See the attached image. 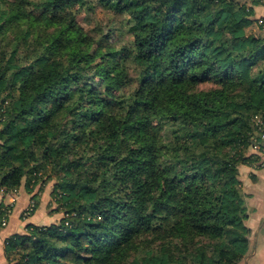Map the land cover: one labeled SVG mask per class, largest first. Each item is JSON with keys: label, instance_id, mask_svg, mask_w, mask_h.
<instances>
[{"label": "trees", "instance_id": "obj_1", "mask_svg": "<svg viewBox=\"0 0 264 264\" xmlns=\"http://www.w3.org/2000/svg\"><path fill=\"white\" fill-rule=\"evenodd\" d=\"M78 1L126 14L130 44L90 34ZM259 1L0 0V189L25 185L33 215L34 187L56 175L65 212L46 224L22 212L9 264L246 256L239 170L262 159L264 34L247 31ZM206 80L214 86L196 88Z\"/></svg>", "mask_w": 264, "mask_h": 264}, {"label": "crops", "instance_id": "obj_2", "mask_svg": "<svg viewBox=\"0 0 264 264\" xmlns=\"http://www.w3.org/2000/svg\"><path fill=\"white\" fill-rule=\"evenodd\" d=\"M254 8L255 18H264V0H260L258 4L254 5ZM261 156L260 167L253 164H242L239 170V178L242 182L245 204L249 214L246 222L251 229V234L249 251L238 264H264V152ZM31 196L23 186L19 188L16 194H5L0 189V203L12 205L9 223L0 229V264H8L5 255L6 239L14 233L25 232L26 223L21 214ZM47 214L50 216L47 218L44 216L43 222L40 224H46L45 221L49 218L53 219L51 214Z\"/></svg>", "mask_w": 264, "mask_h": 264}, {"label": "rangeland", "instance_id": "obj_3", "mask_svg": "<svg viewBox=\"0 0 264 264\" xmlns=\"http://www.w3.org/2000/svg\"><path fill=\"white\" fill-rule=\"evenodd\" d=\"M74 8L77 10V19L80 22L82 26L90 33L93 34L97 39L100 40V38L108 37L109 42L113 44L114 46L120 47L124 45L130 44V42L133 39L132 33L128 31V27L126 26L127 22V15L126 14H117L113 12L112 10H109L100 4L96 3V1H93L88 7H81V3L78 1ZM260 18L258 19L257 23H254L252 27L247 29V31L251 32H261L263 31L264 34V25L260 26ZM263 23V22H262ZM262 28V29H261ZM105 40V38H104ZM35 45H33L31 48H33ZM26 47H22L25 49ZM103 67V66H102ZM131 68V67H130ZM131 73L134 74L135 71L131 70ZM214 86V83L212 80H206L204 82H201L197 85V89H203L208 90L211 87ZM163 123V122H162ZM162 125V124H161ZM165 126V125H164ZM163 127V125H162ZM85 152V151H84ZM89 165H91L89 163ZM92 169H95L94 165H91ZM58 177L56 175H53L50 179L40 180L37 185L34 187V191L38 194V198H36V208L38 211L34 212L35 216H30V222L35 223H42L43 217L46 218L51 214L53 216V219H48L45 222L46 223H53L58 222L61 217L65 215L64 207L62 205V202L59 201L57 196L52 195V190L54 188L55 183H57ZM24 189L25 185H23ZM18 191V190H17ZM17 191H13L16 192ZM27 191V190H26ZM12 193V192H10ZM44 198H43V197ZM42 197V198H41ZM38 200V201H37ZM33 201V198L30 199L29 203L23 210V214L27 207L31 205ZM35 201V200H34ZM36 209V210H37ZM12 213V209L10 210V214ZM28 216H26L28 218ZM10 217V215H9ZM25 217V215H24ZM9 223V221H8ZM145 254V253H144ZM135 255V254H134ZM143 253L139 252L137 254L138 258H141ZM9 264V263H8ZM144 264V263H142Z\"/></svg>", "mask_w": 264, "mask_h": 264}, {"label": "built area", "instance_id": "obj_4", "mask_svg": "<svg viewBox=\"0 0 264 264\" xmlns=\"http://www.w3.org/2000/svg\"><path fill=\"white\" fill-rule=\"evenodd\" d=\"M264 19H260V22L262 23ZM255 121V124L257 126V131L254 139V148L258 151L264 152V114H256L253 118ZM35 207L34 200L32 201L31 205L26 208L24 215L28 216L31 215ZM9 214L10 210L7 209L6 212H3V210L0 209V229L6 227L8 225L9 221Z\"/></svg>", "mask_w": 264, "mask_h": 264}]
</instances>
